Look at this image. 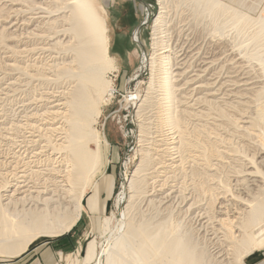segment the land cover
Returning a JSON list of instances; mask_svg holds the SVG:
<instances>
[{"label": "rangeland", "instance_id": "rangeland-1", "mask_svg": "<svg viewBox=\"0 0 264 264\" xmlns=\"http://www.w3.org/2000/svg\"><path fill=\"white\" fill-rule=\"evenodd\" d=\"M222 1L225 7L243 13L241 23L226 11L215 18L207 12L199 14L187 0L168 3L167 9H163L157 0H92L106 21L109 54L114 58L115 69L104 73L113 89L94 123L101 134L100 148L105 160L91 178L85 197L99 182L104 183L102 196L105 197L103 201L106 199V208L104 210L99 203V197L98 207L92 213L99 215L89 220L84 211V197L80 218L70 231L57 237H39L28 250L54 241L56 264L73 261L83 264L87 243L94 239L100 246L119 222L125 204L117 203L124 191L125 179L130 178L140 165L144 191L136 196L128 218H132L133 223L148 218L159 220L158 208L154 204L148 208L146 199L156 200L171 193L168 203L173 205L172 223L176 224L177 220L184 230L191 232L196 228L192 232L193 239L207 251L210 249L209 252L214 253L223 249L226 252V225L219 221L226 219V198L243 189L235 184V179L242 180L247 171H255V168L264 171L258 165L259 160L264 159V46L261 42L251 41L255 34L258 36L259 27L249 19V16L257 18L262 14L264 0ZM0 3L1 191L11 174H20L21 159H36L37 153L39 159H65L66 153L54 146L62 143L64 138L54 141V136L45 129L49 127L47 122L52 120L54 127L64 128L67 122L63 114L59 113L55 119L50 116L51 108L46 99L50 96V99L65 103L69 100V91L76 83L70 69L76 71V66L70 65L72 68L69 69L66 65L58 70L51 65L60 62L61 58L68 62L72 60V52L66 51V44L69 49L77 42L72 33L62 35L69 25L61 27L58 21L54 30L60 31L56 36H63L64 46L48 49L52 40L45 30H48L50 20L36 22L37 16L47 15L46 10L29 6L20 9L19 5L13 6L19 2L11 0H0ZM148 4L151 10L146 17L144 6ZM62 9L52 4L50 10L55 14L52 19L69 15V11ZM217 26H222L220 33L215 31ZM135 31L139 39L133 37ZM162 51L170 55L172 71H175L168 95L163 83L166 63L159 59ZM190 51L191 55L188 54ZM149 57L154 60L153 68L149 66ZM136 76L138 79L132 81ZM211 98L214 103L209 102ZM67 107L68 103L60 106L59 111H67ZM145 155L149 157L147 162L142 159ZM220 201H223L222 208H219ZM58 252H62L61 257ZM11 258L15 257H0V260ZM243 263L264 264V237L256 242L252 253L243 258Z\"/></svg>", "mask_w": 264, "mask_h": 264}, {"label": "bare ground", "instance_id": "bare-ground-1", "mask_svg": "<svg viewBox=\"0 0 264 264\" xmlns=\"http://www.w3.org/2000/svg\"><path fill=\"white\" fill-rule=\"evenodd\" d=\"M11 1L19 2L14 3L13 6L15 5L16 7L19 5L21 7L20 9H22L24 6H29L46 10L45 13H47V15L41 14L40 16H37L36 22H41L44 19H48V21L50 20V22H48V25L50 26L48 30H45L48 35L47 37L52 40L50 48H48L50 50L62 49L65 42L63 41L64 38H61L63 36H56V34L59 35L58 32L60 31L54 30V24L59 21L58 23H60L61 27L66 24L69 25L67 29L64 28L62 35H66V32L72 33L74 41L76 40L77 42V46L75 45L69 49V45L66 44V51L70 50L72 52L73 58L72 60H69V62L67 61L68 59L65 61V58H61L60 62L56 63L54 61L55 63H53L51 66H54L59 70L64 68L66 65L69 67V69L71 67L70 65H75L76 71H72L70 69V72L73 81L76 83L74 84V87L71 89V91H69V100L66 102L68 103L69 107H67V111H59L60 106L66 104L65 102L60 101V99H50V96H48L46 99V101L49 103V108H51L50 112L48 111L50 116L55 119L56 116L58 117L59 113L63 114L67 122V125H65L64 128L60 126L54 127V120H52V122H47L49 127L45 129V131L50 132V135L54 136V141L61 140L62 137L64 138L62 143H57L54 146H58V149H62L64 153H66L65 159H39L37 156L38 153L36 155V159H21L22 169L18 171L20 174L17 172L11 174V172V178L7 179L1 188L0 257H17L24 253L28 246L37 238L61 236L70 231V229L79 220L81 208L83 206L82 201L84 200V197L87 195L91 186V178L98 170L101 169V164L105 160V154L100 148L101 134L94 127V123L100 115V108L102 104L107 102L109 94L113 89L112 83L104 78V73L106 71L115 69L114 58L109 54V37L107 34L108 28L105 18L98 12L92 0ZM157 1L160 3L163 9H167L168 3H178L182 0ZM187 1L192 2L191 4L199 14L207 12L212 18H215L218 14H223L225 11L232 14L233 17L236 18V22H240L244 16L242 12L237 11L230 6L226 5L225 7V2L222 0ZM236 1L238 2V0ZM239 3H241L240 0ZM52 4H54V6L57 8H63L62 10L69 11V15H63L61 17L52 19L55 15L53 14L54 11L50 10ZM58 5L62 6L59 7ZM162 13L163 12H161V14ZM249 19L259 27V30H257L258 36L255 34L253 40L251 41H254L255 43L261 42V45L264 46V8L262 14H260L257 18H251L249 16ZM245 22L246 21L244 20V23ZM138 28L140 33L141 25H139ZM215 29V31L220 33L222 26H217ZM154 44H156V42ZM164 52L165 51L160 52L162 55L159 56V59L161 61H165L167 65H164L165 74L163 75L165 76L163 77V83L165 94L168 95L171 94L173 87L172 78L175 74H173L174 70L172 71L170 55L163 54ZM191 53L192 52L190 51L188 54L191 55ZM148 60L149 66L153 68L154 60L152 57H149ZM185 65L188 64L185 63ZM179 74H181V72H179ZM194 75H196V73ZM137 79L138 77L136 76L132 81ZM235 80H237V78ZM257 83L258 82H256V84ZM238 89H240V87ZM235 91L236 90H234V92ZM202 99L204 98L202 97ZM211 100L209 102H213V100ZM139 108L140 105L137 106V109ZM180 113L182 112L180 111ZM258 119L261 120V117ZM170 123L172 124V122ZM57 134H59V136L62 134L64 135L58 138ZM177 141H179V139ZM142 159L144 162H147L146 159H149V157L145 155ZM245 163L246 162H244V164ZM258 165L262 166L264 170V159H260ZM142 169L143 168L140 165L137 166L131 177H127L125 179V185L123 186L124 191L121 193L120 198L118 197L119 201L117 203L118 205L120 204V201H122V205L125 204L123 206V211L121 212V218H119V222L116 223L109 231L103 244L98 246V243L94 239L87 243L83 264H244L243 258L252 253L258 240L263 239L264 171L261 172L258 168H255V171H247L245 177L242 180L235 179V184L240 185L243 187V189H239L236 194L228 195L230 197L226 198V219H219V221L224 222L226 225V252L225 250L220 249L212 253L209 252V248L207 251L205 247H200V244L198 245L195 241L196 239H193L192 232L195 231L196 228L191 232L189 229L184 230L179 225L177 220L176 224L172 223L170 215L173 213L171 210L173 205L168 203L172 197L171 193H167L164 196H159L156 200L151 198L146 199L147 207L151 204V206H153L154 204L156 206L155 208H158L156 212L159 220L153 221L149 220L147 217V221H136L133 223L132 218H128V213L134 206L136 196L144 191L143 178L140 176ZM96 190H93L94 193L90 194V197L93 196L92 199L87 197V206L84 207L86 212L88 211L89 213H95V209L98 207V195ZM223 201L218 202L219 208L223 207ZM152 211L155 212V209ZM172 217H174V215ZM176 217L178 216H175V218ZM193 219L194 218H192V220ZM207 240L205 239L206 242ZM217 242L219 243V241ZM71 264H76V262L73 261Z\"/></svg>", "mask_w": 264, "mask_h": 264}, {"label": "crops", "instance_id": "crops-1", "mask_svg": "<svg viewBox=\"0 0 264 264\" xmlns=\"http://www.w3.org/2000/svg\"><path fill=\"white\" fill-rule=\"evenodd\" d=\"M117 33V32H116ZM104 186V183L102 182H99L97 185H95L94 187V191L96 190L97 191V195H98V201H99V197L101 198L99 203L101 202V204L104 206V210L106 208V199L105 201L104 198L102 195H103V191H102V188ZM94 192L90 193V194H93ZM90 194L87 196V197H90ZM85 198V206H87V199L88 198ZM99 209H100V206H99ZM85 211V209H84ZM88 214H86V216L88 217V219L90 220V218H95L97 217V215H99V213L97 212L96 214H92V213H89L87 211ZM64 238H67V237H64ZM63 238V240H65ZM56 245L54 243V241L46 244V245H43V244H38L36 245L35 247H32L30 250H27L24 251V253H22L21 255L15 257V258H11V259H6V260H0V264H56L57 262V250L55 248ZM62 255V252H58V256L61 257ZM259 264V263H257Z\"/></svg>", "mask_w": 264, "mask_h": 264}, {"label": "built area", "instance_id": "built-area-1", "mask_svg": "<svg viewBox=\"0 0 264 264\" xmlns=\"http://www.w3.org/2000/svg\"><path fill=\"white\" fill-rule=\"evenodd\" d=\"M151 5H145L144 6V10H145V12H146V17L148 16V13H150V10H151V7H150ZM134 35H133V37L135 38V39H137L138 37H137V35H138V33H136V32H134L133 33Z\"/></svg>", "mask_w": 264, "mask_h": 264}]
</instances>
